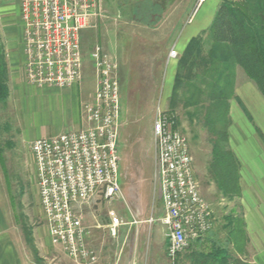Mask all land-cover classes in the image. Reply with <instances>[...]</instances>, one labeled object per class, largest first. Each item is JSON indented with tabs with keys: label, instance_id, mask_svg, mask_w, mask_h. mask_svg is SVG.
Here are the masks:
<instances>
[{
	"label": "rangeland",
	"instance_id": "374dc122",
	"mask_svg": "<svg viewBox=\"0 0 264 264\" xmlns=\"http://www.w3.org/2000/svg\"><path fill=\"white\" fill-rule=\"evenodd\" d=\"M221 1L237 0H207L199 8L198 0H100L97 21L92 28L82 32L83 76L79 84L82 95L87 96L95 90L96 72L91 54L96 46L103 47L119 65L122 196L109 202L99 195L77 208L84 226L92 232L89 243L100 253V261L125 258L134 244L143 245L144 248L150 244H168L165 228L159 222H152L159 219L162 213V202L154 182L153 124L158 110L176 118L180 132L188 141L201 194L210 204L217 221L209 239L214 238L223 243L227 237L226 229L234 227L236 223L237 226L243 223V208L239 198L230 199L223 195L210 170L213 162L212 142L216 137L212 136L205 121V101L195 105V92L186 88V85L175 89L182 55L194 37L210 29ZM12 11L13 25H19V31L21 24L17 2L13 3ZM1 35L0 32L3 45ZM206 47L210 49L209 44ZM173 48L179 55L177 59L169 60ZM26 90V109L29 110L31 128L24 136L27 141L37 134L52 136L73 131L69 126L66 130L62 127L58 112L61 109L58 107L52 106L47 115L36 113L34 105L43 97V91L34 86L26 87ZM15 139L18 152L0 155L4 168L0 170L3 182L8 183L12 195H20L21 191H25L27 196L32 194L36 200L39 194L33 155L29 146L22 145V139L16 134ZM223 147L231 150L229 143L223 144ZM3 148L8 151L5 144ZM26 207L30 216L28 224L41 230L45 228L43 238L46 239L47 228L41 208L29 202ZM110 212L118 214L125 224L120 229L118 239H112L105 228L109 223ZM204 244L209 243L207 241ZM148 253L139 251L137 260L141 264H162L149 259ZM174 264H177V260Z\"/></svg>",
	"mask_w": 264,
	"mask_h": 264
},
{
	"label": "built area",
	"instance_id": "2783aa9c",
	"mask_svg": "<svg viewBox=\"0 0 264 264\" xmlns=\"http://www.w3.org/2000/svg\"><path fill=\"white\" fill-rule=\"evenodd\" d=\"M206 1L198 0V8ZM99 11L100 0H21L25 77L30 85L64 90L80 84L82 32L94 26ZM178 55L173 48L168 59ZM91 60L96 88L92 100L83 105L86 126L30 145L52 244L62 247L76 264L99 261L89 243L92 232L77 208L99 195L109 202L122 196L119 65L101 46L94 48ZM153 139L154 182L162 213L152 222L167 231V256L174 263L194 242L213 232L217 221L201 194L189 144L176 118L158 110ZM108 217L105 228L112 239H118L125 224L115 212Z\"/></svg>",
	"mask_w": 264,
	"mask_h": 264
},
{
	"label": "crops",
	"instance_id": "0c3cea01",
	"mask_svg": "<svg viewBox=\"0 0 264 264\" xmlns=\"http://www.w3.org/2000/svg\"><path fill=\"white\" fill-rule=\"evenodd\" d=\"M14 2H17L19 8L21 24L19 31H17L19 25H13L12 6ZM20 4L21 0H0V32L6 55L9 89L6 102H0V155L18 152L16 139L14 140L15 134L22 139L21 144H27L29 149L37 139L59 135L40 136L37 134L30 141L24 137L27 130L31 129L28 119L29 110L26 109L28 100L26 87L32 85L25 77ZM236 77L235 98L230 102L232 125L229 145L240 165L241 196L239 201L243 208L244 238L237 243L232 242L230 232L233 227H229L226 229L225 241L220 244L229 250L232 258L230 264H264V97L240 67L237 69ZM38 89L43 91V97L40 96L41 98L34 105L36 113L46 114L51 112L52 106L58 107L62 110L58 112L61 125L65 130L68 126L73 131L81 130L86 126L83 105L92 100L93 91L87 96L82 95L79 85L64 90L53 87ZM3 144L8 151H4ZM1 164L0 159V170L2 171ZM28 202L38 204L41 208L42 219L47 228L46 239L43 238L45 228L41 230L40 227L35 228L31 226L32 224H28L30 220L26 207ZM21 220L26 222L23 223ZM214 231L206 237L212 235ZM46 240L47 242H44ZM201 248L209 252L211 244L198 245L194 242L189 250L201 251ZM139 251H149L147 256L155 262L174 264L167 256V246L157 244H150L145 248L143 245L134 244L129 249L127 258L120 255L122 258L116 261L104 259L100 261L101 256L97 252L99 256L97 264H141V261L137 260ZM0 264H76L66 255L62 247L52 244L40 196L34 200L33 195L27 196L25 191H21L20 195H12L8 183L3 182L2 173H0Z\"/></svg>",
	"mask_w": 264,
	"mask_h": 264
},
{
	"label": "trees",
	"instance_id": "16d2710c",
	"mask_svg": "<svg viewBox=\"0 0 264 264\" xmlns=\"http://www.w3.org/2000/svg\"><path fill=\"white\" fill-rule=\"evenodd\" d=\"M239 67L264 97V0L223 1L210 29L188 44L176 75L175 89L186 85L195 92V105L204 101L207 105L205 121L216 137L212 142L210 170L219 191L230 199L241 196L240 165L233 151L223 147L229 143L230 102L235 98ZM7 82L6 55L0 42V102H6L9 97ZM240 224L236 223L230 232L232 242L244 238V225ZM207 241L211 244L209 252L202 248L201 251L187 250L177 256V264H230L229 250L214 238L205 237L196 244ZM183 257L187 258L182 260Z\"/></svg>",
	"mask_w": 264,
	"mask_h": 264
},
{
	"label": "water",
	"instance_id": "95a60500",
	"mask_svg": "<svg viewBox=\"0 0 264 264\" xmlns=\"http://www.w3.org/2000/svg\"><path fill=\"white\" fill-rule=\"evenodd\" d=\"M159 190V189H158ZM160 197V196H159Z\"/></svg>",
	"mask_w": 264,
	"mask_h": 264
}]
</instances>
